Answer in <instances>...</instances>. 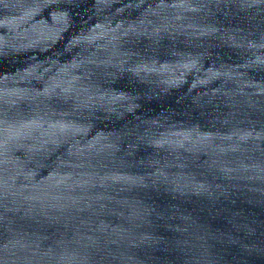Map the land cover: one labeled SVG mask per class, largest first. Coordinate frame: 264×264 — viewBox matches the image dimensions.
<instances>
[{
  "label": "water",
  "instance_id": "obj_1",
  "mask_svg": "<svg viewBox=\"0 0 264 264\" xmlns=\"http://www.w3.org/2000/svg\"><path fill=\"white\" fill-rule=\"evenodd\" d=\"M0 264H264V0H0Z\"/></svg>",
  "mask_w": 264,
  "mask_h": 264
}]
</instances>
